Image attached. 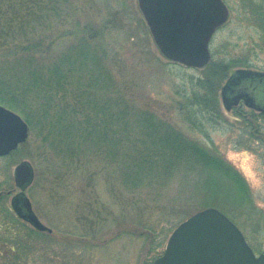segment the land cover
<instances>
[{"label": "trees", "instance_id": "1", "mask_svg": "<svg viewBox=\"0 0 264 264\" xmlns=\"http://www.w3.org/2000/svg\"><path fill=\"white\" fill-rule=\"evenodd\" d=\"M62 1L0 0V104L22 116L50 160L127 164L119 173L120 184L133 191L149 187L155 197L158 186L190 175L198 178V190L211 195L201 209L214 206L236 224L253 214L246 181L217 150L190 139L153 110L137 107L114 78L111 52L102 37L110 24L123 29L119 12L97 25L77 19L69 24L74 2ZM75 42L77 49L72 50ZM233 65L211 61L200 75L183 74L173 85L172 107L191 130L204 136L209 125L236 128L234 143L264 157V115L234 108L236 119L229 121L221 112V83ZM0 212V244L10 261L4 264H29L35 246L26 238L44 234L29 229L10 211Z\"/></svg>", "mask_w": 264, "mask_h": 264}, {"label": "rangeland", "instance_id": "2", "mask_svg": "<svg viewBox=\"0 0 264 264\" xmlns=\"http://www.w3.org/2000/svg\"><path fill=\"white\" fill-rule=\"evenodd\" d=\"M225 1L233 6H236L235 2H246ZM62 2H74L75 11L66 19L69 24L77 19L81 23L97 25L105 22L113 12H119L118 21L123 24V29L110 24L102 37L111 52L108 58L112 59L109 66L114 78L137 107L153 110L190 139L209 150H217L241 174L248 185L254 213L242 216L235 224L258 254L264 249L262 152L237 146L234 143V138L239 135L236 128L209 125L205 136L193 131L172 107L174 83L180 82L185 73L200 75L202 69L174 64L160 54L137 0ZM233 30H238L240 35ZM260 32L247 21L236 27L234 24L225 26L222 33L210 41L212 61L232 62L234 65L229 72L242 66L264 72V40L260 39ZM66 39L71 42L72 37ZM76 43L72 50L77 49ZM58 50L60 47L54 48L53 55ZM220 109L226 119L235 121L233 111H225L221 102ZM254 148L263 149L260 144H255ZM48 159L49 152L30 128L24 144L10 155L0 157V192L4 194L0 198L1 210L4 208L13 213L10 199L18 192L13 170L17 163L27 160L33 167L34 181L25 194L38 219L51 229L50 233L41 232L44 235L38 238H26L34 241L35 246L29 264H153L175 227L201 210L200 204L211 196L198 190V178L195 181L190 175L181 174L165 186H158L160 194L155 197L149 187L133 191L120 184L119 173L127 164H56L54 159L50 162ZM3 231L0 224V234ZM4 249L0 244V264L10 262L9 257L5 258Z\"/></svg>", "mask_w": 264, "mask_h": 264}, {"label": "water", "instance_id": "3", "mask_svg": "<svg viewBox=\"0 0 264 264\" xmlns=\"http://www.w3.org/2000/svg\"><path fill=\"white\" fill-rule=\"evenodd\" d=\"M137 6L155 46L166 60L194 69L209 63L211 34L227 17L221 0H137ZM206 8H211L215 16L205 13ZM252 77L264 78V73L237 69L229 76L220 91L225 110L244 98L247 107L264 112V106L252 104L245 94H228L237 81ZM28 133L26 122L18 114L0 105V156L25 143ZM13 180L19 191L10 199L11 210L35 230L50 233L51 229L37 218L25 195L34 180L29 161L22 160L14 167ZM153 264H264V249L255 254L228 216L215 207H206L175 227Z\"/></svg>", "mask_w": 264, "mask_h": 264}, {"label": "flooded vegetation", "instance_id": "4", "mask_svg": "<svg viewBox=\"0 0 264 264\" xmlns=\"http://www.w3.org/2000/svg\"><path fill=\"white\" fill-rule=\"evenodd\" d=\"M222 3L226 8L227 17L225 21H223L220 25H218L214 29V31L211 34L210 41H212L214 37L222 33V30L225 26H228L229 24H234L236 27L242 21H247L250 23V25H254L255 30L257 31L258 29L261 30L260 39L264 40V2H258L256 0H253V1L246 0V2H235L236 6H233L231 2L229 3V2H226L225 0H223ZM208 12L210 15L215 16V12H212L211 8H209V10L208 8H206L205 13H208ZM233 17L234 19H232ZM233 31L238 33L237 32L238 30H233ZM242 31L247 32L248 30L242 29ZM237 35H240V34L238 33ZM237 69H240V68H237ZM237 69H234L231 72H229L225 81ZM241 69H247V70H252L255 72H259V73H264L263 71L244 68L243 66ZM237 93L245 94L246 98L252 101V102L250 101L252 104H256V105L263 107L264 106V78L252 77V78H246V79L237 81L235 85L231 86L228 94L232 96ZM242 107H245L248 110H252L256 113H261L264 115V112L256 111L252 107H247L244 98H240L236 104L231 105L229 111L233 110L234 108L243 109ZM3 195L4 194L1 193L0 197H2Z\"/></svg>", "mask_w": 264, "mask_h": 264}, {"label": "bare ground", "instance_id": "5", "mask_svg": "<svg viewBox=\"0 0 264 264\" xmlns=\"http://www.w3.org/2000/svg\"><path fill=\"white\" fill-rule=\"evenodd\" d=\"M243 164H244V167H245V168H247V167H248V165H247V162H246V161H244V162H243Z\"/></svg>", "mask_w": 264, "mask_h": 264}]
</instances>
